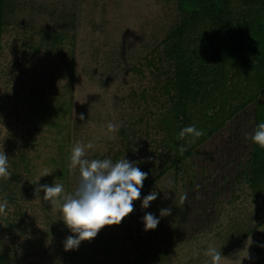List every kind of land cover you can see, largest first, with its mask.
<instances>
[{
  "label": "rangeland",
  "instance_id": "obj_1",
  "mask_svg": "<svg viewBox=\"0 0 264 264\" xmlns=\"http://www.w3.org/2000/svg\"><path fill=\"white\" fill-rule=\"evenodd\" d=\"M178 17L177 4L171 0H8V24L0 48V150L9 156L12 175L0 183L6 192L3 197L12 190L23 191V213L17 216L10 203V210L0 214V251L7 252L10 260L67 264L63 239L44 233L54 208L43 199V189H38L53 184L50 155L57 152L61 140L52 123L62 115L54 107L60 99H70V152L77 142L91 140L94 148L87 150L89 159L110 157L115 162L120 152V159L125 155L139 168L151 163V174L161 168L160 136L154 126L147 127L146 108L157 106L150 93L165 76L155 69L167 68L166 59L160 63L163 40ZM55 32L66 33L70 44L55 49L50 37ZM215 37L209 27L200 29L191 49H201L206 38L215 48L220 45ZM69 50L74 53V68ZM141 115L146 117L144 122ZM237 118L244 122L246 116ZM110 121L120 126L118 131L107 132ZM122 127L129 136L120 133ZM236 131L228 127L218 131L177 173L168 171L148 190V194L156 191L157 197L147 209L158 214L161 209L173 211L182 195L194 196L186 220L175 228L172 264H210L204 254L209 247L221 249L225 256L221 264H264V201L255 197L249 178L235 181L240 170L235 162L246 156L243 138ZM23 155L34 162L32 175L24 168ZM45 169L52 172L40 177ZM230 170L232 176L221 192L223 174ZM190 180H197L191 190ZM78 183L77 168L70 173L71 192ZM6 218H12V225ZM115 228L116 224L105 225L94 237L100 253L104 247L100 234L110 235ZM118 239L121 244L114 254L105 258L98 253L92 264L130 261L139 249L129 238ZM140 250L146 251V244ZM160 250L159 245L153 250L157 260Z\"/></svg>",
  "mask_w": 264,
  "mask_h": 264
},
{
  "label": "trees",
  "instance_id": "obj_2",
  "mask_svg": "<svg viewBox=\"0 0 264 264\" xmlns=\"http://www.w3.org/2000/svg\"><path fill=\"white\" fill-rule=\"evenodd\" d=\"M171 1L176 2L179 17L177 25L163 40L164 58L160 63L166 59L167 68L156 66L155 69L164 74L165 80L156 84L150 93L151 100L157 104L153 106L155 110L146 108L147 127L154 126L160 136L158 146L162 166L156 174L154 171L151 174V163L141 167V170L148 172L141 189V197L133 201V211L116 224L115 231L110 235L100 234L104 242L102 252L96 249L95 238L84 240L77 249L65 250L67 264H92V258L98 253L105 258L110 257L117 246H120L118 238L121 236L129 238L132 246L139 249L138 252H133L130 261H124L123 264H172L171 246L175 228L186 220L187 211L191 209V203L188 202L192 200L191 195L194 197L193 193L190 196L187 193L185 200L181 202L180 199L175 209L164 216H160L153 209L143 208L141 200L148 194L151 185L170 170L177 173L181 164L193 153H197L196 150L202 144L224 127H228L231 132H237L238 129V134L244 139L241 142L246 146L244 159L235 162L240 167L239 176L235 177V181L243 177L249 178L255 197L264 201V147L251 139L256 125L264 122V0ZM7 3L8 0H0V48L3 46V36L8 24ZM205 27L214 32L216 42H220V45L214 48L212 42L206 38L204 45H199L201 49L192 50V41L199 30H205ZM50 37L55 49L67 47L71 41L64 32H55ZM67 55L70 56V66L74 68V53L69 50ZM54 107L57 108V113L62 115L52 123L56 129L55 136L61 140L57 152L50 155L53 184L63 183L65 190L71 192V170L68 167L71 143L70 99H60ZM242 114L246 116L244 122L243 119L237 118ZM140 117L144 122L146 117ZM61 118L63 120L58 121ZM191 124L202 129L204 134L198 138L191 135L179 137L180 130ZM128 132L125 127L120 130L125 136H129ZM119 154L120 152L115 156V161L120 159ZM22 158L25 160V170L32 175L34 162L30 156L23 155ZM231 173L230 170L229 173L223 174L222 184L229 181ZM196 181L190 180V190L193 186L196 188ZM189 189L187 190L190 191ZM4 191L5 188L0 183V197L6 193ZM220 191H225L223 185ZM21 193L23 191L19 188V191L12 190L5 196L8 207L10 203L14 204L17 216L23 213ZM208 202H211L210 197ZM53 208L52 213L47 216L44 233L53 239L61 237L64 243L67 236L74 234L63 223L57 207L53 205ZM9 210L8 208L7 211ZM145 212L160 217L155 229H144L142 217ZM11 219L6 218L7 225H12ZM152 240L154 245L149 244ZM242 241L238 240L231 247L234 248ZM143 243L146 244V251L140 250ZM156 245L161 249L159 260L153 256ZM0 264L16 263L14 259H9L7 252L0 251ZM106 264L116 263L112 260Z\"/></svg>",
  "mask_w": 264,
  "mask_h": 264
},
{
  "label": "clouds",
  "instance_id": "obj_3",
  "mask_svg": "<svg viewBox=\"0 0 264 264\" xmlns=\"http://www.w3.org/2000/svg\"><path fill=\"white\" fill-rule=\"evenodd\" d=\"M80 119L84 116L81 114ZM107 132L113 133L119 130V125L108 122ZM203 130L195 124L183 127L179 137L191 135L193 138L202 136ZM254 143L264 147V122L256 125L251 135ZM93 141L87 143L77 142L71 148L69 156V169L78 168L79 183L74 192H67L63 183L55 182L52 185L42 184L38 189H43V199L50 201L59 210L65 226L74 235H69L64 240V249H77L84 240L94 238L105 225L119 224L121 220L133 211V201L141 197L143 182L148 172L141 170L136 162L123 158L113 160L89 159L87 150L93 149ZM9 156L4 150H0V179L8 180L12 173L9 170ZM52 171L45 169L40 177L50 174ZM38 178V180L40 179ZM37 180V181H38ZM157 197L156 191H151L141 200L143 208H148L151 201ZM186 196L180 197L181 202ZM8 200L0 197V214H6ZM170 209H161L160 216L169 214ZM160 217L151 212H145L142 217L145 230L155 229ZM210 257V264H221L225 257L215 247H209L204 253Z\"/></svg>",
  "mask_w": 264,
  "mask_h": 264
},
{
  "label": "flooded vegetation",
  "instance_id": "obj_4",
  "mask_svg": "<svg viewBox=\"0 0 264 264\" xmlns=\"http://www.w3.org/2000/svg\"><path fill=\"white\" fill-rule=\"evenodd\" d=\"M223 185V184H222Z\"/></svg>",
  "mask_w": 264,
  "mask_h": 264
}]
</instances>
